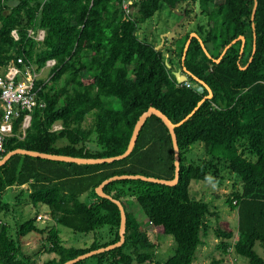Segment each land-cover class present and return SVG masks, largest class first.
<instances>
[{
  "label": "trees",
  "instance_id": "obj_1",
  "mask_svg": "<svg viewBox=\"0 0 264 264\" xmlns=\"http://www.w3.org/2000/svg\"><path fill=\"white\" fill-rule=\"evenodd\" d=\"M130 1L128 14L125 0H0V73L18 58L32 61L39 69L57 61L50 79L38 83H45L39 98L46 107L34 112L25 136L22 119L15 122L3 157L18 149L82 159L119 157L128 150L137 123L150 108L160 110L175 125L191 115L175 130L181 157L178 184L120 180L107 185L104 192L125 208L126 241L76 264H193L208 233V218L215 214L209 202L191 195V185L209 182L222 170H229L242 190H235L227 200L231 210L238 212V233L227 221L220 222L215 231L220 249L249 264H264L256 251L257 245L264 248V0H257V8L256 0ZM195 4L207 16L208 25L181 35L173 54L192 75L189 88L178 86L169 68L174 61L167 62L156 42L141 39L138 31L165 7L172 12L183 9V15L191 19ZM30 29L43 30L44 42L29 37ZM192 33L199 37L192 39L185 56ZM241 37L246 39L245 46L240 40L224 54ZM195 78L213 93L199 108L210 93L208 89L199 93ZM58 124L61 130L54 129ZM196 144L203 155H196ZM138 175L176 178L173 139L156 116L144 124L133 153L114 163L89 165L14 156L0 169V264H39L37 256L47 251L54 257L44 264H65L117 244L120 208L99 196L97 188L116 176ZM26 185L29 191L21 192L32 209L47 206L57 226L40 227V214H36L18 223L14 231L1 218L5 214L17 218L3 195ZM132 202L141 207L158 236L175 241V254L167 262L155 259L157 245L133 214ZM60 226L85 235L108 229L109 238L84 248L68 247ZM34 234L46 236L48 242L32 254L24 247Z\"/></svg>",
  "mask_w": 264,
  "mask_h": 264
},
{
  "label": "rangeland",
  "instance_id": "obj_2",
  "mask_svg": "<svg viewBox=\"0 0 264 264\" xmlns=\"http://www.w3.org/2000/svg\"><path fill=\"white\" fill-rule=\"evenodd\" d=\"M191 9L194 10V14L192 15L191 19H187V23H185V19L182 24H178L185 17L183 15L184 10L182 9L183 11L179 10V13H175L172 12L168 7H165L162 11L158 12L154 16V21L152 23L142 25L138 31L141 39L144 40L145 38H148L153 42H156L158 46L157 48L164 51L167 62L172 59L174 61V66L177 65L179 68V58L173 55L176 51V40L180 39L182 37L181 35L189 34L193 31L195 32L198 25H208L209 21L207 16L201 13L198 4L193 5ZM180 17H182L181 20H179ZM177 25H179V27L176 30L174 36H172L173 34L171 31ZM184 27L185 29H183ZM50 73L51 71L49 70L43 74L45 81L50 79ZM85 76L88 75L85 74ZM116 107L118 108V105H116ZM90 122L91 118H89V123ZM60 126L62 125L58 124L54 129L59 130ZM194 151L198 156L203 155L202 149L198 144L194 146ZM251 160L253 162H257L256 157H252ZM221 169L225 168L221 167ZM221 172L222 173L219 174L217 178L213 177L209 182H193L191 185V195L199 200L209 202L212 206V211L215 214V216L211 218L209 217L210 219L208 218V233L203 237L204 244L199 247L196 253V259L194 260L193 264H213L215 261L220 262L219 264H249L248 260L242 257H237L234 255V253L225 254L224 250L220 249L221 241L218 240L215 234L218 224L224 221L230 223L231 229L234 230L236 234L238 233V212L231 210L227 200L235 190L241 191L242 185L240 181H238V179L231 172H229V170H222ZM22 189L29 191L30 188L24 186L20 189H9L3 195L5 202L10 203L17 214V218L13 217L14 219L12 222L10 221L12 219L11 215L2 217L5 222L12 223L11 226H13L14 231L17 230V226L19 224H23L34 218L36 213H46L49 211L47 206H42V208L38 209H32L29 199L23 196L21 192ZM83 200H85L84 197ZM130 207L143 228L151 232V239L157 245L153 252L155 259L158 261L160 260L162 262H167L175 254L176 243L173 238L170 236H158L155 233L156 230L154 229V226L151 224L148 217L137 203L132 202ZM48 215L50 216V219H48V221L46 220V222L41 221L38 223L40 227L45 228L49 226L52 228L57 226L52 215ZM58 229L61 237L65 241V245L68 247L84 248L91 245L95 240H98L100 243H104L109 238L108 229H105L98 234L92 233L87 235L75 234L71 230L62 226H60ZM45 237H41L36 234L30 235L24 250L32 254L38 252L40 249H42L43 245L47 244L48 242L45 240ZM256 251L264 259V248H262L260 245H257ZM53 257L54 255L48 254L47 251L40 253L36 259L38 262H40L39 264H44L46 260Z\"/></svg>",
  "mask_w": 264,
  "mask_h": 264
},
{
  "label": "built area",
  "instance_id": "obj_3",
  "mask_svg": "<svg viewBox=\"0 0 264 264\" xmlns=\"http://www.w3.org/2000/svg\"><path fill=\"white\" fill-rule=\"evenodd\" d=\"M130 1L124 5V9L128 14L131 13ZM13 37L19 40L17 31H13ZM29 37L37 42H44L46 33L43 30L35 32L28 31ZM57 65L56 60L47 62L46 66L39 69L32 61H26L23 58L12 60L0 73V160L6 152L5 144L7 140L14 135L15 122L22 119V132L26 135V131L31 127L33 114L41 106L46 107L45 102L40 100L39 92L44 87L38 83L45 80L43 74L51 71ZM187 87L192 84L187 82ZM178 84V86H182ZM62 126H60V129ZM38 222H46L50 219L48 214L38 216ZM3 222L0 220V225Z\"/></svg>",
  "mask_w": 264,
  "mask_h": 264
},
{
  "label": "water",
  "instance_id": "obj_4",
  "mask_svg": "<svg viewBox=\"0 0 264 264\" xmlns=\"http://www.w3.org/2000/svg\"><path fill=\"white\" fill-rule=\"evenodd\" d=\"M257 0H256V8H257ZM256 8L254 11V16L256 14ZM254 18V17H253ZM186 18L184 17V19H182L180 21V23L178 24H182L184 22ZM179 25H177L176 27H174L172 29V36H174L176 30L178 29ZM198 34H192L190 37L189 42L187 43V47L185 50V56L187 54V51L191 45L192 39L193 38H198ZM242 40L245 46V42L246 39L245 37H241L238 40H236L235 42H233L224 52V54L227 52V50L235 43H237L238 41ZM204 46V45H203ZM244 46L242 51L244 50ZM255 48H256V38H255ZM205 51L207 52L205 46H204ZM208 53V52H207ZM224 54L222 56H224ZM255 54V53H254ZM185 61V58H184ZM221 59L217 60L216 62H220ZM252 61V59H251ZM184 64V62H183ZM249 66V65H248ZM170 70L172 71V74L176 77L178 84L182 85L185 84L187 82H189L190 77H192L191 73L187 71L186 68H180L178 70H176L174 68V66H169ZM196 81H198V84L194 85L195 89L199 92V93H204L205 89L209 90L210 95L207 96L206 98L203 99V101H201L199 103L198 108L207 100V99H211L213 97V93L211 91L210 88H208V86L206 84H204L203 82H201L198 78H195ZM198 108L194 111V113L198 110ZM193 113V114H194ZM192 114V115H193ZM152 116H156L158 118H160L164 124L169 128L170 130V134L172 136L173 139V144H174V150H175V166H176V178L172 181H167V180H161V179H156V178H148L145 176H116L113 177L109 180H106L104 183H102V185L97 188V193L99 196L105 198V199H109L111 201H113L114 203H116L121 211V216H122V222H121V229H120V236H121V240L120 242H118L117 244L107 247V248H103V249H99L97 251L88 253L86 255L80 256L77 259H74L72 261H69L65 264H76L80 261L86 260L88 258H91L95 255L101 254V253H105L108 251H112L115 250L121 246L124 245L125 241H126V233H127V214L125 211L124 206L122 205L121 202L114 200L110 195H107L104 192V188L111 184L112 182L115 181H120V180H142L145 182H150V183H154V184H161V185H165V186H176L179 182V178H180V167H181V157H180V148H179V143H178V138H177V134L175 132L176 128L180 125H182L183 123H185V121H187L191 115L184 120L183 122H181L179 125H175L173 124L170 119L164 115L160 110L156 109V108H150L146 113H144L142 115V117L140 118L139 122L137 123V126L135 128L133 137L131 139L130 145L128 150L126 151V153L122 156L119 157H114V158H109V159H82V158H75V157H67V156H60V155H50V154H44V153H39V152H32V151H27V150H23V149H18L15 151L10 152L9 154H7L5 157H3L0 160V169L6 165L14 156L17 155H22V156H30L33 158H41V159H45V160H50V161H58V162H65V163H75V164H89V165H100V164H105V163H114L116 161H120V160H124L126 158H128L133 151L135 150V147L137 145L138 142V138L139 135L141 133V130L144 126V124L146 123V121L152 117Z\"/></svg>",
  "mask_w": 264,
  "mask_h": 264
},
{
  "label": "crops",
  "instance_id": "obj_5",
  "mask_svg": "<svg viewBox=\"0 0 264 264\" xmlns=\"http://www.w3.org/2000/svg\"><path fill=\"white\" fill-rule=\"evenodd\" d=\"M174 68L176 69V70H178V69H180L177 65L176 66H174ZM182 69V68H181ZM27 186V188L29 187V185H26ZM40 208H42V206H40ZM36 214H40V215H42V214H51V211L49 210L48 212H46V213H42V212H39V213H36ZM11 215V214H10ZM3 216H6V214L5 215H1V218L3 217ZM3 219V218H2ZM11 222L13 221V216H12V219L10 220ZM7 223H9V224H12V223H10V222H7ZM28 243V242H27ZM38 263H40V262H38Z\"/></svg>",
  "mask_w": 264,
  "mask_h": 264
},
{
  "label": "clouds",
  "instance_id": "obj_6",
  "mask_svg": "<svg viewBox=\"0 0 264 264\" xmlns=\"http://www.w3.org/2000/svg\"><path fill=\"white\" fill-rule=\"evenodd\" d=\"M127 1H130V0H125V2H124V5H125V3L127 2ZM131 2V4H132V1H130ZM130 4V5H131ZM130 7V6H129ZM125 10V9H124ZM130 10H131V8H130ZM179 10L177 9L176 11H174L175 13H177ZM179 13V12H178ZM43 215V214H42Z\"/></svg>",
  "mask_w": 264,
  "mask_h": 264
},
{
  "label": "flooded vegetation",
  "instance_id": "obj_7",
  "mask_svg": "<svg viewBox=\"0 0 264 264\" xmlns=\"http://www.w3.org/2000/svg\"><path fill=\"white\" fill-rule=\"evenodd\" d=\"M185 18H186L185 23H187V19H188L187 16H185ZM181 19H182V17H180L179 20H181ZM185 23H184V24H185ZM173 43H174V42H173ZM173 43H172V44H173Z\"/></svg>",
  "mask_w": 264,
  "mask_h": 264
}]
</instances>
